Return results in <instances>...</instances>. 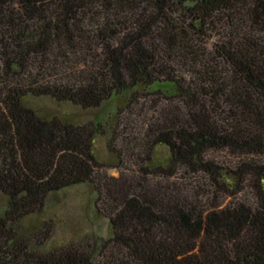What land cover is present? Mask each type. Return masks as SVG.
<instances>
[{"label": "trees", "instance_id": "16d2710c", "mask_svg": "<svg viewBox=\"0 0 264 264\" xmlns=\"http://www.w3.org/2000/svg\"><path fill=\"white\" fill-rule=\"evenodd\" d=\"M84 182L113 235L44 248ZM0 191V264H264V0H0Z\"/></svg>", "mask_w": 264, "mask_h": 264}, {"label": "rangeland", "instance_id": "374dc122", "mask_svg": "<svg viewBox=\"0 0 264 264\" xmlns=\"http://www.w3.org/2000/svg\"><path fill=\"white\" fill-rule=\"evenodd\" d=\"M172 84V83H171ZM170 82H164V88H173ZM157 85V84H156ZM60 113V107H55ZM92 114H82L78 120L88 122ZM99 160L104 164L99 167L96 178L104 175L117 176L120 170L116 167V159L108 151L106 141H98ZM98 191L92 182H84L62 188L50 193L45 201V206L40 213L28 216L27 226H41L39 232L33 236L42 235L47 229L50 236L46 240L48 249L67 243H82L108 238L113 235L110 218L103 214L97 203ZM7 203L6 196L0 191V207Z\"/></svg>", "mask_w": 264, "mask_h": 264}]
</instances>
